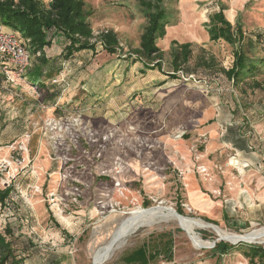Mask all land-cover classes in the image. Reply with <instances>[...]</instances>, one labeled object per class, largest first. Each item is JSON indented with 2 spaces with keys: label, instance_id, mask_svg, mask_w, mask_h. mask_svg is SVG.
<instances>
[{
  "label": "rangeland",
  "instance_id": "1",
  "mask_svg": "<svg viewBox=\"0 0 264 264\" xmlns=\"http://www.w3.org/2000/svg\"><path fill=\"white\" fill-rule=\"evenodd\" d=\"M218 1L226 6L225 17L240 21L247 35L264 33V0H164L173 21L157 42L165 72L171 70L172 40L192 43L195 56L202 51L216 65L230 66L231 47L209 41L204 27ZM84 2L92 11L94 36L114 31L120 51L111 55L98 45L63 60L66 42L57 36L46 52L58 71L42 78L38 88L16 74L9 73L10 85L0 79V189H11L0 205V231L10 228L22 264H91L93 253L136 207L180 206L183 216L214 225L206 217L238 235L264 228V201H254L253 180L264 178V72L255 77L261 88L249 90L233 114L240 94L218 67L195 70L191 61L184 72L193 77L186 79L184 72L172 78L131 63L126 55L137 47L146 23L136 0ZM32 65L30 60L25 71ZM213 126L210 139L206 130ZM211 142L214 149L208 151ZM189 178L215 202L214 210L205 214L192 205ZM221 209L227 227L219 219ZM233 220L243 226L231 229ZM168 232L172 262L157 264H250L239 250L213 254L219 236L212 230L195 229L198 242L172 221L137 229L103 264H124L122 257L151 235ZM240 244L264 242L235 245Z\"/></svg>",
  "mask_w": 264,
  "mask_h": 264
},
{
  "label": "trees",
  "instance_id": "2",
  "mask_svg": "<svg viewBox=\"0 0 264 264\" xmlns=\"http://www.w3.org/2000/svg\"><path fill=\"white\" fill-rule=\"evenodd\" d=\"M136 2L146 23L139 36L137 47L129 50L126 57L128 56L132 62H140L143 66L142 72L157 70L176 78V73L184 72L191 61H194L195 70L202 68L211 71L218 67L229 85L236 88L240 94V98L236 99L237 110L240 109L241 104H245L244 100L249 90L253 92L261 88V83L255 80V77L264 72V58L256 55L264 53V33L255 32L247 35L240 21L236 20L232 24L225 17L226 6L221 2L216 3L217 10L209 14L208 23L204 27L209 41H223L231 47L230 66L216 65L215 58L206 56L202 51L195 56L192 43H178L172 40L167 53L171 68L168 72L163 70L165 53L158 47L157 42L165 36L166 27L173 24L171 13L164 6V0H136ZM91 14L92 11L84 0H49L48 3L43 0H0L1 24L19 35L22 44L29 52V61L33 62L31 68L23 74L24 80L29 85L38 88L37 84L42 78L49 79L58 71L53 67L55 61L50 60L46 52L57 36L63 37L66 42L60 54L63 60H68L82 51L94 52L98 45L111 55L121 50L114 31L106 30L98 37L94 36L89 22ZM183 74L192 75L186 71ZM26 78H29L28 81ZM0 79L6 82V77L1 71ZM10 193V188L0 189L2 207L5 206ZM148 206V201L143 203L144 208ZM176 211L179 215H183L180 206L176 207ZM225 218L227 215L223 211V219ZM203 220L217 225L215 221H210L206 217ZM10 236V228L5 226L3 232L0 231V264H22L24 260L15 254ZM233 250H239L250 264H264V245H232L219 241L215 243L212 252L221 257ZM172 259L173 239L168 232L151 235L139 247L124 255L122 262L157 264L159 261L172 262Z\"/></svg>",
  "mask_w": 264,
  "mask_h": 264
},
{
  "label": "bare ground",
  "instance_id": "3",
  "mask_svg": "<svg viewBox=\"0 0 264 264\" xmlns=\"http://www.w3.org/2000/svg\"><path fill=\"white\" fill-rule=\"evenodd\" d=\"M172 208L163 206H153L147 209L136 207L114 230L110 239L98 248L92 255L91 264H103L112 255L122 249L130 236L142 227H151L160 222L172 221L180 226L185 233L194 241H200V237L195 233V229H210L224 241L235 243L243 241L247 243L264 242V228L253 230L249 233L238 235L228 233L214 225L201 220L176 215Z\"/></svg>",
  "mask_w": 264,
  "mask_h": 264
},
{
  "label": "built area",
  "instance_id": "4",
  "mask_svg": "<svg viewBox=\"0 0 264 264\" xmlns=\"http://www.w3.org/2000/svg\"><path fill=\"white\" fill-rule=\"evenodd\" d=\"M29 65V52L22 44L19 35L11 31L0 22V71L5 75L6 82H9V73L23 77ZM193 75L186 76V79ZM53 83L59 82L56 79Z\"/></svg>",
  "mask_w": 264,
  "mask_h": 264
},
{
  "label": "crops",
  "instance_id": "5",
  "mask_svg": "<svg viewBox=\"0 0 264 264\" xmlns=\"http://www.w3.org/2000/svg\"><path fill=\"white\" fill-rule=\"evenodd\" d=\"M131 63L137 64V63H140V62H132L131 61ZM141 66H142V64H141ZM141 70H143V66H142ZM236 107H237L236 103L233 102V108H232L233 114L237 111ZM218 110L219 109L217 107L216 113H215V121H214V124H217V125H219V123L221 122V118L218 117V115H219V113H217ZM225 130H228L227 127H226ZM206 131L209 133L210 139L211 138H215V135H213V134H216L214 126L209 128V129H207ZM214 145L215 144L213 142L209 143L208 151H211L212 149H214ZM253 156H256V155H253ZM253 156L251 157L252 159L254 158ZM248 173H250V171H248ZM253 180H254V188H256V191H257V196L255 197L254 201H264V178L262 176H259V175L256 176L255 175ZM189 181L191 183V187L192 188L189 189V192L187 193V195H188V198L191 201L192 205L199 212H203L205 214L208 213V212H211L212 210H214L215 209V206H214L215 202L211 201L209 196H207V195H206L207 198L205 196H202L204 194L200 190L197 189V186H198L197 180L194 179V178H189ZM189 186H190V184H189ZM220 211H221V215L219 216V219H220V221L222 220L223 223L225 224V220L223 219V209H221ZM228 225H230V227H233L231 229H236L237 227L243 226V224H241L237 220L229 221ZM225 226L227 227L226 224H225Z\"/></svg>",
  "mask_w": 264,
  "mask_h": 264
},
{
  "label": "water",
  "instance_id": "6",
  "mask_svg": "<svg viewBox=\"0 0 264 264\" xmlns=\"http://www.w3.org/2000/svg\"><path fill=\"white\" fill-rule=\"evenodd\" d=\"M174 212H175V210H174ZM176 215H178V216H179V214H178V213H176ZM180 229H182V228L180 227ZM220 240H223V239L219 237L218 241H220ZM241 242H243V241H238V242L231 243V244L235 245V244H237V243H241ZM245 243H247V242H245ZM214 244H215V243H214Z\"/></svg>",
  "mask_w": 264,
  "mask_h": 264
}]
</instances>
